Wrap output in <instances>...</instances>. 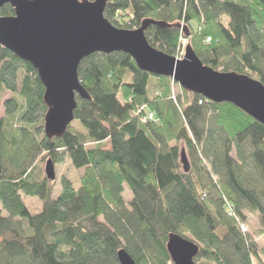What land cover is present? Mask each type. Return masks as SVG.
<instances>
[{"label": "trees", "instance_id": "obj_1", "mask_svg": "<svg viewBox=\"0 0 264 264\" xmlns=\"http://www.w3.org/2000/svg\"><path fill=\"white\" fill-rule=\"evenodd\" d=\"M104 18L129 31L166 23L145 32L154 49L173 57L185 40L204 66L264 85V0H109ZM77 73L88 99L48 139L36 71L0 46V100L12 95L0 118V264H118L121 249L136 264H173L170 234L199 247L196 264H264V245L240 229L256 214L264 235V126L183 90L172 100L176 83L123 53L90 55ZM148 113L158 122H143ZM45 158L83 170L79 187L62 178L54 197L56 179L36 171ZM22 195L40 200L37 214Z\"/></svg>", "mask_w": 264, "mask_h": 264}, {"label": "water", "instance_id": "obj_2", "mask_svg": "<svg viewBox=\"0 0 264 264\" xmlns=\"http://www.w3.org/2000/svg\"><path fill=\"white\" fill-rule=\"evenodd\" d=\"M109 0H0L12 17L0 16V46L36 71L44 92L43 133L60 139L74 121L77 97L88 99L78 78L81 61L93 54L123 53L145 73L167 77L183 91L214 104H230L264 126V85L246 75L222 73L204 66L189 45L177 61L153 47L145 37L150 26L170 28L145 19L135 30H120L105 18ZM179 26H177L178 28ZM181 161L186 164L184 152ZM1 175V161H0ZM44 175L55 180L54 164L47 160ZM166 250L173 264H195L199 247L170 234ZM118 264H136L123 249Z\"/></svg>", "mask_w": 264, "mask_h": 264}, {"label": "rangeland", "instance_id": "obj_3", "mask_svg": "<svg viewBox=\"0 0 264 264\" xmlns=\"http://www.w3.org/2000/svg\"><path fill=\"white\" fill-rule=\"evenodd\" d=\"M221 21L227 25L229 18L227 16H223ZM184 54V51H182V49L179 50V53H177L175 56H173V58H175L177 61H180L183 59L182 55ZM184 56V55H183ZM172 57V56H171ZM218 72H220V70H218ZM181 88L176 85V86H172V95H171V99H175L177 95L180 94L181 92ZM11 93L9 92H5L2 95V98L0 100V118L4 117V107L3 104L6 100L11 98ZM136 114V113H135ZM137 115V114H136ZM91 145H88L87 148H90ZM186 157V156H185ZM50 160L48 158L45 159H39L37 161V166L38 168L36 169V171L38 173H40L41 178L44 177V167L46 164V161ZM41 161V162H40ZM54 171H55V188H54V197L57 196L59 194V192L61 191V180L62 178H65L67 180H69L72 185L73 188L77 189L80 185V176L83 174V170H77L75 169L70 160L69 159H65V161L62 164H54ZM123 197L125 199V201H129L131 196L129 191L127 190V188L124 189L123 192ZM22 201L24 203V205L28 208L29 212L34 215L37 214L40 209H41V202L38 198H30V197H25L24 195L21 196ZM3 215L6 216L5 212H3ZM247 216V220H248V226H247V233H249L251 239H253L257 250L260 251V249L263 247L264 245V235L263 236H256L254 235L253 231H257L260 226L258 224V218L256 214H246Z\"/></svg>", "mask_w": 264, "mask_h": 264}, {"label": "built area", "instance_id": "obj_4", "mask_svg": "<svg viewBox=\"0 0 264 264\" xmlns=\"http://www.w3.org/2000/svg\"><path fill=\"white\" fill-rule=\"evenodd\" d=\"M209 41H210V38H207V39H206V42H209ZM185 44H186V41H185V40H182V41H181V48H180V49H182V51H184ZM180 49H179V50H180ZM179 50H178L177 53H179ZM182 57H183V55H182ZM143 109H144V108H141L140 110L137 111V113H136L137 116L143 113ZM142 121H143V122H145V121L158 122L157 119H156V117H155L154 114H152V113L143 114V116H142ZM228 209H229V213H230V215H233V213H232V209H231L230 206L228 207ZM240 228H241V231L245 234V233H246V229H245L243 226H241Z\"/></svg>", "mask_w": 264, "mask_h": 264}]
</instances>
